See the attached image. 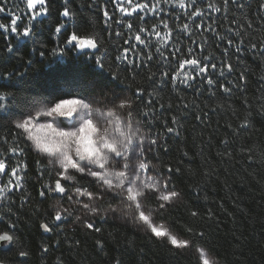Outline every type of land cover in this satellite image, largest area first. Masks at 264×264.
Masks as SVG:
<instances>
[{
    "label": "trees",
    "instance_id": "obj_1",
    "mask_svg": "<svg viewBox=\"0 0 264 264\" xmlns=\"http://www.w3.org/2000/svg\"><path fill=\"white\" fill-rule=\"evenodd\" d=\"M261 4L264 0H45L47 11L36 15L41 5L31 9L27 0H0V160L7 167V174L0 172V234L14 237L0 250V261L199 264L193 249L174 248L166 238L113 216L95 215L93 224L101 229L96 232L73 223V209L53 227L57 195L48 188L54 189L58 169L34 150L14 120L37 96L52 104L94 91L110 98L114 87L140 98L131 117L158 141L148 161L165 175L179 169L172 177L179 199L156 219L219 264H264ZM65 8L68 17L61 15ZM73 35L96 47L80 49ZM192 59L198 65L184 63ZM200 67L207 71L198 74ZM70 174L74 179L61 180L64 187L95 191L92 177ZM146 203L159 206L155 197ZM42 223L49 224L48 234Z\"/></svg>",
    "mask_w": 264,
    "mask_h": 264
},
{
    "label": "snow or ice",
    "instance_id": "obj_2",
    "mask_svg": "<svg viewBox=\"0 0 264 264\" xmlns=\"http://www.w3.org/2000/svg\"><path fill=\"white\" fill-rule=\"evenodd\" d=\"M36 2L41 5L40 11L36 15L47 11V8L44 7L45 0H28V7L31 8ZM114 2L119 3V0H114ZM180 6L183 7V2H181ZM136 7H141V5ZM260 8L264 10V4H261ZM119 10L122 13L128 12V9L124 7H120ZM198 14L199 10L192 13V15ZM61 15L68 17L69 9L65 8ZM104 15L107 17L108 12L105 11ZM165 27H167V24H165ZM56 31L60 32L61 29L58 27ZM28 33L29 29L26 28L24 34L28 35ZM156 34L159 36V32ZM71 39L75 40L76 36L73 35ZM136 39L141 40L139 35ZM141 43H143L142 40ZM85 45L92 48L96 47V44L91 39L82 41L78 46L82 48ZM252 47L255 48V45H252ZM184 63L196 66L199 62L196 59H192L184 61ZM181 67H183V64H181ZM206 71L205 67H200L198 74H203ZM208 83L211 84L213 81L209 79ZM109 91L111 92V97L105 98L102 105L112 104L117 110H126L129 116L133 115L140 98L132 99L124 95V90H117L114 87L109 88ZM225 91L229 90L225 89ZM133 95L136 96L137 94ZM116 101H119L118 105ZM97 102L99 103L100 101ZM88 107L89 104L84 103L82 100H61L48 115L55 112L59 113V116L71 117L77 110L88 109ZM261 114L264 115V111ZM109 115H111V112ZM175 119L173 117L174 121ZM17 127L24 128L29 133V137L34 141L36 149L58 158L62 170L58 169L57 171L61 177L65 178V181L74 179L73 174L66 175V173H70V170H76L84 176L93 178L97 189L95 193L82 190L81 187H76L75 189L77 202L85 196L89 201V203H83L82 205L85 212L99 215V208L103 207V203L99 202L106 201L109 205L108 208L104 209L106 214H110L113 217L119 214L121 218H131L134 223L144 227L153 237L161 240L166 238L167 242L174 248L184 249L191 246L189 240L178 239L177 235L172 234L169 228L158 226L155 223L157 215L162 218L164 209L170 207L175 200L179 199L180 193L174 190L175 186L172 184L174 171L178 174L179 169L173 170L169 168L167 175L157 171L148 161V155L146 154H151L152 146L158 145V141L147 142L146 138L138 136L140 132L138 127L132 130V124H127L129 131L125 132L117 123L111 130L108 127L101 130L88 118L80 120L78 126L72 127L69 125L67 127L70 129L69 131H64L62 127H53L52 124L41 125L39 126L40 128L49 130L50 135L45 136L32 135V130L27 127V122L18 124ZM172 131L171 128L168 129V132ZM146 142L147 147H145ZM71 145H75V155L82 163H78L71 155ZM121 161H123L122 164ZM112 162L115 163L112 164ZM109 168L113 170L106 171ZM115 169L119 170L116 171ZM16 171V169H13V174ZM0 172L7 174V167L3 160H0ZM149 173H153V175L150 176ZM19 180L20 178L17 177L18 185ZM48 192L66 194V188L63 186L61 179H57L54 189L48 188ZM41 196H46V193L41 192ZM153 197H156V203L159 208L145 206V202ZM69 199L72 200L73 197L70 196ZM117 200L119 203L113 206L112 202ZM68 215H71V213H68ZM191 215L196 216L198 213L193 211ZM64 219V214L61 211H56L53 218V227L55 222H63ZM86 227L96 232L101 231V229L95 228L91 222L87 223ZM41 228L45 231L51 230L48 223H42ZM199 235L202 237L203 233ZM3 240L13 241L14 237L5 232L0 234V241ZM100 243L98 242V244ZM196 251L199 253V264H216V261L210 258V254L206 253L203 248L198 246ZM23 255L25 253L21 252V256Z\"/></svg>",
    "mask_w": 264,
    "mask_h": 264
},
{
    "label": "rangeland",
    "instance_id": "obj_3",
    "mask_svg": "<svg viewBox=\"0 0 264 264\" xmlns=\"http://www.w3.org/2000/svg\"><path fill=\"white\" fill-rule=\"evenodd\" d=\"M27 2H28V0H27ZM39 5L40 4L38 2H36L33 4L31 9L36 7V6H39ZM105 98H107V97L100 95L98 93V91H94V92L90 93L87 97H84V98H78V97L65 98L63 100H73V99L82 100L84 103L89 104V107H88V109L77 110L76 112L73 113V115L71 117H64V116H59V113H55V112H53L51 115H48V113L56 106V104L60 103L61 100L52 104V103H49V101L46 99V97L37 96V97L31 99L26 112L21 117L16 118L14 120V123L17 126L18 124H22V123L27 122V127L32 130V135L45 136V135H50L49 130L47 128H40L39 126H41V125L52 124L53 127H62L64 131H69L70 129L67 128L69 125H71L72 127L78 126L80 120H82L84 118H88V119H91L93 121V124H95L101 130H103L105 127H108L109 130H111L112 127L116 126L117 123H119L120 127L125 132H128L129 129L127 127V124H132V126H133L132 130H135V128H137V127L140 129L138 136H141L142 138H146L147 142L151 141L144 134V132L142 131V129L138 125V123L131 116H129V114L126 110L125 111H119L115 107H113L112 104L102 105L105 101ZM97 101H100V102L98 103ZM116 104L118 105L119 101H116ZM110 112H111V115H109ZM89 113H90V115H89ZM109 121H110V123H108ZM21 129L25 132L27 138L30 140L34 150L37 151L40 155L47 157L51 161V163L57 167V169L62 170L61 166L59 164L58 158L56 156H52V155H49L47 153H42L38 149H36L34 141L32 139H30V137H29V133L26 132L24 128H21ZM147 142L145 144V147H147ZM70 153H71V155H73V157L77 160L78 163H82L79 161V158L76 157V155H75V145H71ZM114 163L115 162H112V164H114ZM122 163H123V161H121V164ZM112 170H113L112 168L106 169V171H112ZM115 170L118 171L119 169H115ZM71 172L79 173L76 170H70V173ZM70 173H66V175H69ZM149 175L151 176V175H153V173H149ZM88 177H90V176H88ZM58 178L61 179L62 181H65V178L61 177L59 174H58ZM68 181L71 182L72 180L68 179ZM161 183H163V181H161ZM76 187H78V186H72L68 189L65 187L66 188V194L57 196V198L55 199V201L53 203L54 212L56 213V211H61L62 213H64V212H69V210L71 211L74 209L73 213H74L75 217H74L73 223L84 224V225H86L89 222L93 223V217L96 214H93L91 212H85V210L83 209V207H82L83 203H89L86 196L83 197L79 202H77L76 196H75ZM81 188H82V190H87L83 187H81ZM96 190L97 189L95 187V191H92V190H88V191H92L95 193ZM64 195H66V198H65V200H62V197ZM157 195H159V194H157ZM70 196L73 197L72 200L69 199ZM99 203H103V207L99 208V215L112 216L110 214H106L104 211V209L109 207L108 203L106 201L105 202H99ZM118 203H119L118 200L113 201L112 205L115 206ZM145 206L150 207V208H159V206L155 207L152 205H148L146 202H145ZM115 218L122 221V222H127L129 224H132V225L140 228V229L145 230L144 227L139 226L138 224L134 223L131 218H128V217L121 218L119 214H117V216ZM155 223L158 226H163V227L169 228L167 223L163 220L156 219ZM169 230L172 234L177 235L178 239L188 240L187 238L179 235L176 231H174L170 228H169ZM197 247L198 246L191 248V246H190V247L184 248V249L185 250L193 249L199 257V253L196 251ZM199 247H201V246H199ZM201 248H203V247H201ZM204 251L206 253L210 254L206 249H204ZM210 258L214 259L216 261V264H219V261L212 254H210Z\"/></svg>",
    "mask_w": 264,
    "mask_h": 264
},
{
    "label": "water",
    "instance_id": "obj_4",
    "mask_svg": "<svg viewBox=\"0 0 264 264\" xmlns=\"http://www.w3.org/2000/svg\"><path fill=\"white\" fill-rule=\"evenodd\" d=\"M82 41H87V39H84V38H76L75 40H71V42L77 43L78 45ZM79 48L82 49V50H90V49H92V47H89L87 45H85V47H82V48L79 47ZM56 195L59 196V195H63V194L56 193ZM41 229H42V232L43 233H46V234L49 233V231H45L43 228H41ZM1 234H3V233H1ZM11 243H12V241H7V240L0 241V250H7L11 246ZM0 264H6V263L0 261Z\"/></svg>",
    "mask_w": 264,
    "mask_h": 264
}]
</instances>
